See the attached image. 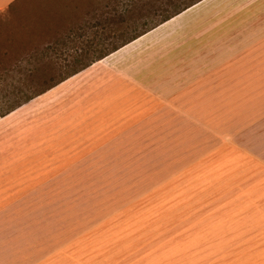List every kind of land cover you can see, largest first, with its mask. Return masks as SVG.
Here are the masks:
<instances>
[{
	"label": "rangeland",
	"instance_id": "374dc122",
	"mask_svg": "<svg viewBox=\"0 0 264 264\" xmlns=\"http://www.w3.org/2000/svg\"><path fill=\"white\" fill-rule=\"evenodd\" d=\"M0 264H264V0L0 13Z\"/></svg>",
	"mask_w": 264,
	"mask_h": 264
},
{
	"label": "crops",
	"instance_id": "0c3cea01",
	"mask_svg": "<svg viewBox=\"0 0 264 264\" xmlns=\"http://www.w3.org/2000/svg\"><path fill=\"white\" fill-rule=\"evenodd\" d=\"M17 1H19V0H0V13H2L3 11H5L6 9H8L10 6H12L13 4H15ZM172 19V18H171ZM147 34V33H146ZM145 35H142L141 36V38H143ZM140 38V39H141ZM139 40V39H138ZM136 41H133V42H131V43H129V44H127V45H125V46H123V47H125V48H123V49H121L120 51H116V53L114 52V54L112 53V55H115V54H117V53H119V52H121L122 50H124V49H126L127 47H133V44L135 43ZM122 48V47H121ZM120 49V48H119ZM111 55V56H112ZM76 75V74H75ZM74 76V75H73ZM13 112V111H12ZM11 112V113H12ZM2 196H3V194H2ZM4 203V202H3Z\"/></svg>",
	"mask_w": 264,
	"mask_h": 264
},
{
	"label": "trees",
	"instance_id": "16d2710c",
	"mask_svg": "<svg viewBox=\"0 0 264 264\" xmlns=\"http://www.w3.org/2000/svg\"><path fill=\"white\" fill-rule=\"evenodd\" d=\"M117 50H118V49H117ZM117 50H116V51H117ZM116 51H114V52H116ZM114 52H113V53H114ZM27 102H28V101H27Z\"/></svg>",
	"mask_w": 264,
	"mask_h": 264
}]
</instances>
